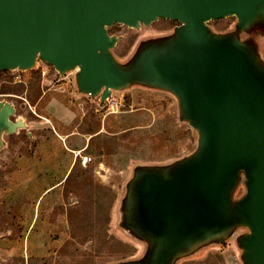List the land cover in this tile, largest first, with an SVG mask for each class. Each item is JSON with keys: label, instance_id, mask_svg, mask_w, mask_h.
<instances>
[{"label": "water", "instance_id": "1", "mask_svg": "<svg viewBox=\"0 0 264 264\" xmlns=\"http://www.w3.org/2000/svg\"><path fill=\"white\" fill-rule=\"evenodd\" d=\"M225 17L233 29L209 25ZM160 18L180 25L141 40L127 60L115 55L121 36L109 28ZM253 32L264 38V0H0V71L42 60L73 72L78 93L101 106L134 86L165 91L197 132L193 152L133 168L119 226L145 251L113 264H177L231 239L242 264H264V55ZM14 116L0 100V150L29 128Z\"/></svg>", "mask_w": 264, "mask_h": 264}, {"label": "rangeland", "instance_id": "2", "mask_svg": "<svg viewBox=\"0 0 264 264\" xmlns=\"http://www.w3.org/2000/svg\"><path fill=\"white\" fill-rule=\"evenodd\" d=\"M235 23V17L209 22L216 31ZM170 25L165 18L139 29L113 25L110 33L121 36L115 55L127 60L140 40ZM251 37L264 55V39L256 32ZM112 95L121 102L114 110L78 93L73 72L62 76L42 60L34 69L0 71V100L12 101L14 118L23 116L29 125L5 135L0 150V264H113L144 252L145 245L119 226L125 184L137 164L166 163L193 152L198 136L180 121L176 98L168 92L134 86ZM67 133H75L78 146L89 142L81 152L91 158L86 165L79 152L63 147L65 139L71 146ZM72 160L69 179L46 192ZM177 264L242 262L232 239Z\"/></svg>", "mask_w": 264, "mask_h": 264}, {"label": "crops", "instance_id": "3", "mask_svg": "<svg viewBox=\"0 0 264 264\" xmlns=\"http://www.w3.org/2000/svg\"><path fill=\"white\" fill-rule=\"evenodd\" d=\"M54 103H55V102H54ZM71 118H72V115H71V117H70L68 120H66V121H69ZM66 121H65V122H66ZM74 134H75V133H67L66 136H67V138L71 139V138L73 137L72 135H74ZM62 139H63V138H62ZM69 139H68V140H69ZM73 139H74V138L71 139V146H69V145H65L66 139H65L64 143L62 142V143H63L62 145H63V147H65L66 150H68V151H76V152H79L80 155H81V152H83L84 150H86V149L88 148V146H89V142L85 143V144L82 145V146H81V145L78 146V144H77V145L75 144L76 140H73ZM68 140H67V141H68ZM75 166H76V162H75V160H74V161L72 160V162L70 161V162L68 163L67 167H66V171H64V176L61 177V179H59V181H57V182H55L54 184L50 185V186L46 189V192H48V191H50V190H53V189H55L56 187H58L59 185H61V184H63L64 182H66V181L69 179L70 175L72 174V172H73Z\"/></svg>", "mask_w": 264, "mask_h": 264}, {"label": "built area", "instance_id": "4", "mask_svg": "<svg viewBox=\"0 0 264 264\" xmlns=\"http://www.w3.org/2000/svg\"><path fill=\"white\" fill-rule=\"evenodd\" d=\"M41 73L43 74V75H45V73H46V70L45 69H43L42 71H41ZM121 102L119 101V100H117L113 95H111V96H109L107 99H106V106L110 109H113L114 110V108H116V107H118L119 106V104H120ZM81 156V158H82V164H84V165H86L90 160H91V158L89 157V156H87V155H80Z\"/></svg>", "mask_w": 264, "mask_h": 264}, {"label": "flooded vegetation", "instance_id": "5", "mask_svg": "<svg viewBox=\"0 0 264 264\" xmlns=\"http://www.w3.org/2000/svg\"><path fill=\"white\" fill-rule=\"evenodd\" d=\"M171 23H172V25H170L169 27H167L166 29H164V30H162L159 34H157V35H155V36H159V35H164V34H168V33H170V32H172L177 26H179L180 25V23L178 22V21H176V20H171ZM210 25V24H209ZM211 26V25H210ZM212 27V26H211ZM110 32V31H109ZM111 34H116V35H118L117 33H115V32H111ZM154 35L153 36H147L146 38H150V37H155ZM248 37V35H246L245 36V38H247ZM146 38H143V39H146ZM142 39V40H143ZM264 38H262V40H263ZM141 41V40H140ZM139 41V42H140ZM261 51V50H260ZM262 52V51H261ZM262 54H263V52H262ZM90 98V97H89ZM232 240V239H231ZM230 241V240H229ZM228 241V242H229ZM228 244V243H227ZM144 251H145V249H144ZM144 253V252H143Z\"/></svg>", "mask_w": 264, "mask_h": 264}, {"label": "trees", "instance_id": "6", "mask_svg": "<svg viewBox=\"0 0 264 264\" xmlns=\"http://www.w3.org/2000/svg\"><path fill=\"white\" fill-rule=\"evenodd\" d=\"M3 93H8V94H10V93H15V92H13L12 90H7V91H5V92H3Z\"/></svg>", "mask_w": 264, "mask_h": 264}]
</instances>
